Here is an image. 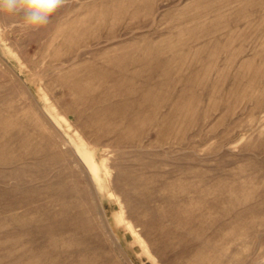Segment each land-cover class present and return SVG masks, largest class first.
Here are the masks:
<instances>
[{
  "label": "rangeland",
  "instance_id": "1",
  "mask_svg": "<svg viewBox=\"0 0 264 264\" xmlns=\"http://www.w3.org/2000/svg\"><path fill=\"white\" fill-rule=\"evenodd\" d=\"M261 262L264 0L0 14V264Z\"/></svg>",
  "mask_w": 264,
  "mask_h": 264
},
{
  "label": "clouds",
  "instance_id": "2",
  "mask_svg": "<svg viewBox=\"0 0 264 264\" xmlns=\"http://www.w3.org/2000/svg\"><path fill=\"white\" fill-rule=\"evenodd\" d=\"M63 4L64 0H0V14L19 16L23 28L38 30L51 23Z\"/></svg>",
  "mask_w": 264,
  "mask_h": 264
},
{
  "label": "bare ground",
  "instance_id": "3",
  "mask_svg": "<svg viewBox=\"0 0 264 264\" xmlns=\"http://www.w3.org/2000/svg\"><path fill=\"white\" fill-rule=\"evenodd\" d=\"M72 139L74 140V142H75V144L77 146V150L80 152L82 157L87 162V164H88V166H89V168H90V170H91V172L93 174V177H94L95 181L98 184V188L103 193L104 197L107 196V195L109 196V194H112L111 193L112 189H111L110 183H109V181L106 178L107 176L103 174V165H102V163H100L97 160L94 151L91 150L90 148H88V146L85 143L81 142L79 139L77 140V138L75 136ZM29 227H32V226H29Z\"/></svg>",
  "mask_w": 264,
  "mask_h": 264
}]
</instances>
